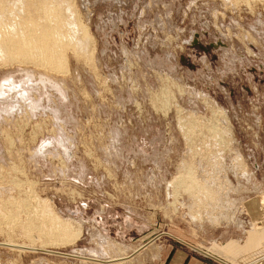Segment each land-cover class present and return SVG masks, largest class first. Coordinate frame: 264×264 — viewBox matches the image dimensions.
<instances>
[{"label":"rangeland","instance_id":"obj_1","mask_svg":"<svg viewBox=\"0 0 264 264\" xmlns=\"http://www.w3.org/2000/svg\"><path fill=\"white\" fill-rule=\"evenodd\" d=\"M75 2L97 71L70 54L65 74L0 67V200L43 201L76 239L40 244L14 225L0 232V264H116L108 261L134 250L122 264H159L179 247L210 256L179 238L257 256L249 252L264 224V1ZM179 117L198 127L181 129ZM186 162L212 199L183 189ZM193 193L211 205L199 207ZM231 242L239 248L229 251Z\"/></svg>","mask_w":264,"mask_h":264},{"label":"bare ground","instance_id":"obj_2","mask_svg":"<svg viewBox=\"0 0 264 264\" xmlns=\"http://www.w3.org/2000/svg\"><path fill=\"white\" fill-rule=\"evenodd\" d=\"M262 1H264V0H262ZM75 3H76L75 0H0V67H2V66L4 67L6 65L11 66V65L16 64V66L18 65L19 67H29L30 66L31 68H34L36 70L42 71L43 73H47V74L48 73L65 74L67 72V60L69 59L68 56L70 54V56H72V59L74 58L75 61L77 63H79L80 65L86 64L87 67L94 69L95 65L93 64V61H94L93 60L94 59L93 58V56H94L93 52H94L95 43L93 45V41H94L92 39L93 37H91L90 34L88 33V30H87L88 26L86 27L85 23L84 24L82 23L80 13H79L78 8H77L78 6L76 7ZM95 69H94V71H97ZM11 82L12 81H10V83H8L5 81V83H7L6 87L12 86L13 84H11ZM2 86H3V84H2ZM18 86H19V84H18ZM168 87L166 86L165 89H163V90L161 89L162 91L158 95L159 98H157V99L160 100V102L158 101V104H160L161 107L167 106V102H168V98H169V94H170V92L168 91ZM14 88H15V86L13 87V89ZM4 89H6V88H4ZM13 89L11 87V89H9V90L13 91ZM4 91H6V90H3V92ZM23 91L25 92V90H23ZM1 92H2V87H1ZM3 95H5V94H3ZM172 97H173V95H172ZM14 101H12V103ZM31 106H32L31 108H33V105H31ZM213 111H215V110H213ZM216 112L218 113L219 111L216 110ZM220 112H222V111H220ZM190 114H191V112L189 113V115ZM184 118H185V116H184ZM186 118H188V117H186ZM181 119H182V117L180 118V120ZM192 120L193 119H191V120H188V119L183 120L182 119L178 123H179V126L181 127V129L182 128H184V129L188 128L186 130H192V129H195L196 127H198L197 125H195L196 122L194 120L193 121ZM199 129H200V127H199ZM216 129H217V127H216ZM217 130H213L214 132L211 130L212 131L211 133L214 135L215 131L217 132ZM223 130H224V128H223ZM228 131H229V129H228ZM208 133H210V132H208ZM219 133L221 135L220 137H222L223 134L218 131V134ZM230 133H231V131H230ZM187 134H189V132ZM218 134H215V136H213V135L212 136L216 137V135H218ZM208 135H210V134H208ZM224 136L227 137L226 135H224ZM224 136L222 137L223 139L225 138ZM213 137H212V139H213ZM220 140H221V138H218V141H220ZM215 141H217V139ZM218 141H217V144H218ZM230 141H231V139H230ZM222 142H219V143H222ZM222 145L224 146L225 142H224V144L222 143ZM222 145L220 144V146H222ZM205 146H207V145H205ZM216 146H218V145H216ZM231 147H232V145H231ZM212 150H214V149H212ZM191 151H193V150H191ZM235 154L237 157H239V158L241 157L239 155V153H238L239 156L237 155V153H235ZM205 156H207V155H205ZM187 159H190V158H187ZM188 163H187V165L184 164V168L182 169L183 171L181 170V172H184V173H182V174H181V172L179 173V175L181 174L182 176H184V179L186 178L185 183L183 184V182H182V184L185 186V188H183V189L185 191L188 190V192L189 191L193 192V190H194V192L199 191L198 193H196L198 197L203 198L202 195H204L208 198L211 197L210 199H212L211 195H212L213 191L209 190L211 187L208 188L209 187L208 185H207L208 187L205 186L206 183H204V182H203V185L202 184L199 185L202 181H200L199 184L196 181H193V175H194L193 170H194V168L192 166H189L190 164H188ZM16 170H18V169H16ZM2 171H3V168L0 167V172H2ZM209 177H211V176H209ZM176 178H177V176H176ZM181 178H180V180H181ZM0 179H3L2 173H0ZM13 179H14V177H13ZM187 179H188V181H187ZM177 180L179 181V179H177ZM11 184L14 187L17 186V188L19 186L18 184L14 183L13 181H11ZM13 191H14V189H13ZM200 191L202 192L201 193L202 195L201 194L198 195L200 193ZM192 192H189V194H191ZM18 195H19V197L16 199L11 198V197H7V198L0 200V226H3L0 229L1 233L4 231L3 229H6L5 231H7V230H10L9 228H11V226L17 225L16 227L21 228V230H22L21 233L23 234V237H25L26 239H31V238L35 237L36 240H38L40 242V244L45 243V242H46V244L47 243H50V244L59 243L60 244V243L69 242V241L73 240L72 238H73L74 234L73 235L69 234L71 228H70V226H68V223L66 224L65 223L66 221L63 222V221L59 220V218H57L53 213H51L47 209L49 205L47 206V204H46V206H47L46 207L45 204L43 203V201H40V200H38L39 202H35V201H37V200H35L34 201L35 203H31V200L29 201V199L27 197L28 195H26V194L23 195V193H22V196L20 193ZM202 198H198L196 200H199ZM34 199H32V200H34ZM210 201H212V200H207V201L199 200V201H197L198 202L197 204L200 205L199 207H203L204 209L206 207V209H207V205H209ZM214 201H215V198H214L213 202ZM210 203H212V202H210ZM222 203H223L224 208L221 210L224 211V209H225L224 203L225 202H222ZM220 204H221V202H220ZM209 206H208V208H209ZM21 213L25 214V217ZM207 213H208V211H207ZM220 215L218 214L217 217H219ZM221 217H222V215L220 216V218ZM213 219H214V217H213ZM215 219H216V217H215ZM219 220L220 219H218L217 221H219ZM11 229H13V227ZM77 233H79V231ZM75 237L76 236H74V238ZM9 242H11V241H9ZM149 245H150V242H149ZM21 246H19V247H21ZM30 246L33 247L34 246L33 243L28 244V246H25V248H29ZM146 247H147V244L140 247V248L144 249ZM30 249H35V248H30ZM136 251L137 250H134L133 253L127 255L126 257H117L115 259L114 258L110 259V261H108V262H114L116 264H122L125 261L131 259L133 257V256L131 257V255H133ZM148 251L153 252L154 246L150 247L148 249ZM149 256L154 257L155 253L153 252ZM77 258L83 260V262L84 261L94 262V263L102 262V261H99L98 258L93 259V258L84 257V256L77 257Z\"/></svg>","mask_w":264,"mask_h":264},{"label":"crops","instance_id":"obj_3","mask_svg":"<svg viewBox=\"0 0 264 264\" xmlns=\"http://www.w3.org/2000/svg\"><path fill=\"white\" fill-rule=\"evenodd\" d=\"M257 229L261 230V237H259L261 244L257 245L259 248L255 247L256 249L249 252L251 253L252 251H256L257 256L253 257L251 255L252 257H244L246 255L245 254L240 257H228L219 251H215L213 249L214 246L212 243H209V246H202L204 244H199L195 241L190 242L184 238L178 237L180 240L191 244L193 247H195V249L197 248L198 251L202 250L210 256L201 254L196 250L195 251L198 253V255H191L186 251L185 247H179L175 250L170 249L165 257H159V264H264V224L262 223L259 227L257 226ZM257 236L256 238H258ZM236 246L238 249L239 246L236 243L231 242L229 243L227 249L231 248L229 251H232L235 250ZM212 249L214 251H212ZM238 254L239 253H236V255Z\"/></svg>","mask_w":264,"mask_h":264},{"label":"water","instance_id":"obj_4","mask_svg":"<svg viewBox=\"0 0 264 264\" xmlns=\"http://www.w3.org/2000/svg\"><path fill=\"white\" fill-rule=\"evenodd\" d=\"M179 242H181V241H179Z\"/></svg>","mask_w":264,"mask_h":264}]
</instances>
